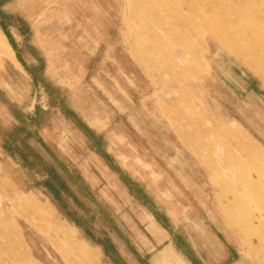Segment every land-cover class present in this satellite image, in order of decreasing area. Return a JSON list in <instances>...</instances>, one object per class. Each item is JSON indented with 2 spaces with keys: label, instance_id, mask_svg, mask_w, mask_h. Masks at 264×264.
<instances>
[{
  "label": "rangeland",
  "instance_id": "1",
  "mask_svg": "<svg viewBox=\"0 0 264 264\" xmlns=\"http://www.w3.org/2000/svg\"><path fill=\"white\" fill-rule=\"evenodd\" d=\"M0 264H264V0H0Z\"/></svg>",
  "mask_w": 264,
  "mask_h": 264
},
{
  "label": "bare ground",
  "instance_id": "2",
  "mask_svg": "<svg viewBox=\"0 0 264 264\" xmlns=\"http://www.w3.org/2000/svg\"><path fill=\"white\" fill-rule=\"evenodd\" d=\"M261 13V12H260ZM185 23V22H184ZM209 25V24H208ZM3 50H5V49H3Z\"/></svg>",
  "mask_w": 264,
  "mask_h": 264
}]
</instances>
